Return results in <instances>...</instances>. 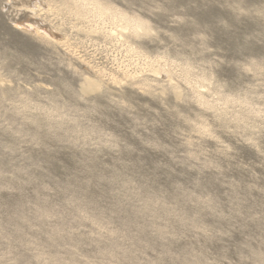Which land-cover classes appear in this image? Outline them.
Listing matches in <instances>:
<instances>
[{
  "label": "rangeland",
  "instance_id": "374dc122",
  "mask_svg": "<svg viewBox=\"0 0 264 264\" xmlns=\"http://www.w3.org/2000/svg\"><path fill=\"white\" fill-rule=\"evenodd\" d=\"M0 264H264V0H0Z\"/></svg>",
  "mask_w": 264,
  "mask_h": 264
},
{
  "label": "bare ground",
  "instance_id": "6f19581e",
  "mask_svg": "<svg viewBox=\"0 0 264 264\" xmlns=\"http://www.w3.org/2000/svg\"><path fill=\"white\" fill-rule=\"evenodd\" d=\"M29 26V25H28Z\"/></svg>",
  "mask_w": 264,
  "mask_h": 264
}]
</instances>
